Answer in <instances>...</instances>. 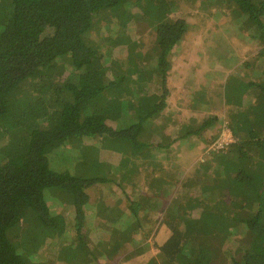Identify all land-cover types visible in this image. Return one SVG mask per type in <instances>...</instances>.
I'll use <instances>...</instances> for the list:
<instances>
[{"label": "trees", "instance_id": "1", "mask_svg": "<svg viewBox=\"0 0 264 264\" xmlns=\"http://www.w3.org/2000/svg\"><path fill=\"white\" fill-rule=\"evenodd\" d=\"M209 1L239 11L264 48V0ZM176 3L181 2L0 0V264L27 263L13 241L31 235L33 228L53 235L72 233L82 241L79 249L69 246L71 264H264V51L241 64L256 72L257 82L241 87L254 91L249 94L255 104L245 107L232 95L240 89L238 83L231 86L232 77L226 87L234 142L216 151L203 146L206 163L199 164L196 175L181 176L175 191L169 179L180 177L179 170L161 168L160 184L167 187L160 198L126 192L130 180H121L116 183L125 201L110 209L107 189L115 183L93 173L116 143L123 147L117 151L120 159H151L152 144L138 138L145 122L166 107L168 56L187 33L188 20L176 12ZM169 6L172 15L163 19ZM145 7L159 22L151 30L155 57L163 62L159 90L164 92H153L148 105L128 106L121 95L127 92V70L119 62L120 70L108 77L103 45L94 35L118 19L129 30L121 35L126 45L131 33L139 31L135 29H149L142 24ZM105 71L102 82L98 79ZM110 90L118 95L111 93L108 100ZM216 122L210 117L186 135L197 136ZM218 136L211 137L215 143ZM247 143L253 146L249 153L244 151ZM61 150L72 171L50 168L51 161L63 165ZM137 162L131 163L130 179L144 182ZM120 163L113 169L119 174ZM93 186L104 194L105 206L98 219L89 221L87 215L96 211L89 210L95 206L89 192ZM55 194L67 201L69 210L52 207ZM158 203L166 210H148ZM118 209L120 216L110 217ZM84 227L91 234H84ZM159 233L163 236L155 240ZM150 237L153 245L147 242ZM79 254L82 259L76 261Z\"/></svg>", "mask_w": 264, "mask_h": 264}, {"label": "rangeland", "instance_id": "2", "mask_svg": "<svg viewBox=\"0 0 264 264\" xmlns=\"http://www.w3.org/2000/svg\"><path fill=\"white\" fill-rule=\"evenodd\" d=\"M180 2L181 3H176L178 7L176 12L179 13L180 16L183 15V17L188 20V29L184 39H182L183 42L181 41L182 44L180 42L176 45L172 49L174 53L168 56L170 63L169 66L166 67L168 68L166 81L169 77V73H172L176 65L175 63H178V69H180V65L184 63L191 65L190 68L193 70L196 68L195 72L198 70L207 72L209 69L215 70L219 67V74L212 79V81L218 82L222 79V76H226V73H228V76L231 73L238 74L239 71L237 69L242 68L239 62L249 61L252 56L254 58L256 55L260 54L261 51H264V48L259 46L256 42L254 33L249 31L245 21L246 18L242 17L241 13L236 9L228 7L225 4L217 6L214 2L211 3V1H209L210 3H208L207 0H180ZM146 11L147 7L143 8L142 12L145 20L142 21V24L143 28L149 27V29L146 31H142L143 29L140 28L135 29L139 31H133L131 33L128 42L125 40L127 42L126 45L121 35L126 34L129 30L123 28L121 21L118 19L106 25L105 28H107V30L105 32L102 31L94 35L96 43L103 45L102 55L106 68H109L107 70L108 77L111 76L113 70H120L122 65L118 64L119 62L124 65L123 70H127L126 81L123 84L127 92L121 95L123 99L128 100V106L132 104H134V106H140L139 103L143 105L147 103L146 105H148L150 104L149 96H151L153 92H158L157 96L160 95L161 92H164L162 89L159 90L161 83L160 78L163 76V73L160 72L163 69V62H161L162 65L157 62V58L155 57L157 50L155 49V45L152 44L155 34L151 29L158 25L159 22L156 16H151L147 14ZM151 11L156 14L157 7L153 6ZM171 13V7L169 6L164 12V15L161 16L163 19H167L168 17L170 18L169 15H172ZM110 61L115 65H110ZM105 76L106 71L101 73L98 80H102L103 82ZM150 82L152 84H150ZM166 88L168 89V85H166ZM210 89L207 90L208 93ZM222 89L224 88H221V90ZM215 90L216 89H214L213 92ZM111 93L113 96L118 95L116 90H110L107 95L108 100L112 95ZM208 113L209 114L202 118L199 123L193 124L192 128H196L197 126L200 127L202 125L201 123L210 117H218L217 123L223 129L228 126V122L225 119V112H222L221 108L217 109L216 112ZM107 121L109 124L115 125L113 120L108 119ZM215 126H217V124H215ZM208 140H211L209 141L211 143H207L209 144L208 147L211 148L215 140H212L210 136ZM248 143L245 144V146H247L244 150L245 153H249L253 148L252 144ZM116 144L109 145V149L106 152L107 158L104 160V164L98 168L93 167V173L96 176L110 179L114 181V183L118 182L120 176L113 171L115 166L110 162L117 166L120 162L117 151L123 148L120 143ZM103 146H105V144H103ZM100 150L106 151L102 148ZM127 151L129 152L128 149ZM62 152L61 150L59 160L63 165H56L51 161L50 168L52 170L70 171L71 164L63 160L64 157H62ZM241 183L240 181L239 184ZM116 185L118 184L110 185V188L107 189L109 195L107 203H111L110 209H116V205H122L125 201L122 197V190ZM89 192L92 201H95V206L90 208L87 206L86 208H89V210L92 208V210H96L87 215V220L91 221L98 219L102 209H104L102 207L105 206V202L102 199L104 194L99 188L96 189V186H93ZM239 193L240 192H238V194ZM54 197L57 199L51 203L53 208H60V210H65L66 208L67 210L70 209L65 199H61L58 194H55ZM56 211L59 210H54L55 214ZM118 214L120 216L119 209L114 211L110 217L117 216ZM106 218L109 219V217ZM83 233L88 235L91 234V231L84 227ZM159 236H163L162 233H159L155 240H157ZM147 242H149L150 245L154 243L151 237L148 238ZM13 243L15 248L26 256V264H71L67 259L69 257V246L73 243L74 248L78 247L77 249H79V247H82V241L77 240L72 233L69 235H53L45 230L38 231L35 228L31 229V235L25 234L24 236H20L18 239H15ZM127 252L128 251H125L124 253ZM124 257V255H117L114 258L122 259ZM80 258L82 259L81 254L78 255L76 261H79Z\"/></svg>", "mask_w": 264, "mask_h": 264}, {"label": "crops", "instance_id": "3", "mask_svg": "<svg viewBox=\"0 0 264 264\" xmlns=\"http://www.w3.org/2000/svg\"><path fill=\"white\" fill-rule=\"evenodd\" d=\"M172 53L174 52L172 51L171 54ZM252 60L253 56L250 61ZM243 62H239V64L241 65ZM175 64L172 73H169V77L166 81V85H168V95L165 98L166 107L159 115L149 118V120L145 122L144 130L138 138L140 142L144 144H152V150L149 154V158L151 159H140L137 162L138 159L133 161L130 157H125V155H123L121 159L119 158L121 162L120 167L123 169L122 173H118L120 176L118 182L124 180L125 183H128L129 179L130 183L126 186V192L133 191L150 200L154 197L160 198V195H162V191L160 190L167 187H163L162 183L160 184L158 172L161 171V168L179 170L178 174H180V177H176L174 180L169 179L172 185H175V191L182 182L181 176L187 177L195 173L200 163V167L204 166L206 163V159L203 157V146H207V143H211L209 142L211 140H208L209 136L210 138L213 136L216 138L222 130H230V127L226 126V128L223 129L216 122L217 126H215V124L213 126L209 125L197 136L186 135L193 130L191 129L193 124L199 123L202 118L209 114L208 112H216L219 108H221L222 112H225V119L227 122L229 121L227 119L229 105L227 104L225 94L227 92L226 87H228L231 77L233 78L232 80H234L231 86L237 83L240 86V89H235L237 93L232 95H235V97L238 96L236 98L240 97V102L245 107H247L245 104L256 103L255 96L249 94V92L254 91L247 92L246 88H244V90L241 89V87H246L250 83L257 82L255 76L256 72L252 69L250 70L247 67H242V69H237L239 71L238 74L231 73L228 76V73H226V76H222L220 81L215 82L212 81V79L219 74L220 68L218 66L215 70L209 69L207 72L198 70L195 72L196 68L194 70L191 69V65L189 64L182 63L180 69H178V63ZM246 64H248V62H246ZM210 67L213 68L212 66ZM213 88L216 89L214 92ZM221 88L224 89L221 90ZM208 89H210L209 93L207 92ZM129 113V118H132L135 116L136 111ZM215 118L218 120V117ZM119 154L120 153H118V156ZM133 162H137V173L141 176L139 180L145 179L144 182L130 179L132 174L128 172ZM110 163L114 166L112 162ZM112 182L114 181H111V183ZM165 182L166 185H168V180ZM168 203L169 200L167 199L166 204ZM166 208V205H164L163 208L159 205L154 209L149 208L148 210H166Z\"/></svg>", "mask_w": 264, "mask_h": 264}, {"label": "built area", "instance_id": "4", "mask_svg": "<svg viewBox=\"0 0 264 264\" xmlns=\"http://www.w3.org/2000/svg\"><path fill=\"white\" fill-rule=\"evenodd\" d=\"M234 142V136L230 132V130L223 131L219 139L213 146H211V150H220L223 149L225 146Z\"/></svg>", "mask_w": 264, "mask_h": 264}]
</instances>
